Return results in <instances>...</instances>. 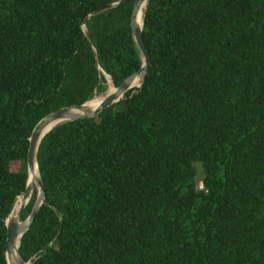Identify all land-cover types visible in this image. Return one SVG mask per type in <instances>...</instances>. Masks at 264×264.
Instances as JSON below:
<instances>
[{
    "label": "trees",
    "instance_id": "16d2710c",
    "mask_svg": "<svg viewBox=\"0 0 264 264\" xmlns=\"http://www.w3.org/2000/svg\"><path fill=\"white\" fill-rule=\"evenodd\" d=\"M118 1L0 0V264L35 125L99 97L105 76L118 87L141 69L130 26L138 0L85 22L93 46L84 35L85 18ZM142 39L141 88L42 138L45 200L20 257L264 264V0H149Z\"/></svg>",
    "mask_w": 264,
    "mask_h": 264
},
{
    "label": "water",
    "instance_id": "95a60500",
    "mask_svg": "<svg viewBox=\"0 0 264 264\" xmlns=\"http://www.w3.org/2000/svg\"><path fill=\"white\" fill-rule=\"evenodd\" d=\"M124 0H119L117 3L113 4H108L102 8H99L89 14L84 22H83V32L85 37L87 38L88 42L93 46L91 37L88 33V31L84 28L85 22L92 16L98 15L104 11H107L118 4L122 3ZM149 0H138L132 14L131 18V32H132V38L135 43V46L139 52V56L142 61V66L141 69L132 75L131 77L125 79L118 87H115L111 80L108 79L107 76L106 79L107 81L109 80L111 86L114 88L113 92L107 93L99 102L98 105L92 110L85 109V105L92 101H87L83 103L80 106H74V107H67V108H62L59 109L55 112L50 113L49 115L45 116L42 118L34 127L32 130V133L30 135L29 141H28V148H27V155H26V169H27V182H26V187L23 193H21L18 197H24L27 195L28 199L26 202H24L23 205H21L16 213L15 217L11 216V212L14 206V203L18 197H16L10 214L6 218V230H7V238H6V245L4 249V256L6 260V264H29L23 261V259L20 257L18 253V246L20 243V239L23 236V234L29 229L37 211L39 210L40 206L43 204L45 200V192L43 188L42 181L39 177L35 178L34 177V171L35 167L37 169V162H36V154H37V149L38 146L42 140V138L53 128L69 123V122H74L80 119H93L96 118L104 109L107 107H110L117 101L123 98V95L132 88V83L133 79L136 77H141L142 81L141 84L136 87V88H141L143 80L145 78V75L147 73V69L149 66V56L147 53V49L144 45L143 39H142V25L141 27H138V12L140 6L145 2V8H144V13L147 7ZM143 13V15H144ZM95 57L97 56L96 52L94 51ZM107 83V82H106ZM38 172V170H37ZM35 186L37 195L36 199L34 201V204L32 206L31 212L29 216L24 220L20 221V214L25 207L26 203L28 202L31 193H32V188ZM18 240V246H17V257L14 259H11L12 251L15 246V242Z\"/></svg>",
    "mask_w": 264,
    "mask_h": 264
},
{
    "label": "bare ground",
    "instance_id": "6f19581e",
    "mask_svg": "<svg viewBox=\"0 0 264 264\" xmlns=\"http://www.w3.org/2000/svg\"><path fill=\"white\" fill-rule=\"evenodd\" d=\"M144 8H145V2L140 6V8H139V12H138V20H137V23H138V27H141V25H142V17H143V13H144ZM141 81H142V79H141V77L139 76V77H136L135 79H133V83H132V87H135V86H139L140 84H141ZM114 91V88L111 86V84H110V82H109V85H108V89H107V91H106V93L105 94H103L102 96H99V97H96L95 99L93 98V100L90 102V103H87L86 105H85V109H89V110H92V109H94L95 107H96V105H98L99 104V102L101 101V99L107 94V93H110V92H113ZM36 168V167H35ZM37 170V169H36ZM34 177L35 178H37V175H36V172L34 171ZM34 188H35V186H34ZM36 189V188H35ZM18 198H20V199H23V197H18ZM17 198V199H18ZM16 199V200H17ZM20 199H18L17 201H15V204L20 200ZM27 199H28V197L25 199V202L27 201ZM14 204V205H15ZM23 205V204H22ZM19 207L20 206H17L15 209H19ZM18 209H17V211H18ZM17 211H16V213H17ZM16 213H14V210L12 209V212H11V216L12 217H15L16 216ZM17 246H18V240H16V242H15V246H14V248H13V251H12V255H11V259H14V258H16L17 257V255H16V253H17Z\"/></svg>",
    "mask_w": 264,
    "mask_h": 264
},
{
    "label": "rangeland",
    "instance_id": "374dc122",
    "mask_svg": "<svg viewBox=\"0 0 264 264\" xmlns=\"http://www.w3.org/2000/svg\"><path fill=\"white\" fill-rule=\"evenodd\" d=\"M108 85H109V80H108L107 83H106V88H107V89H108ZM107 89H106V91H107ZM106 91H105L103 94H105ZM103 94H101V95H103ZM101 95H99V96H101ZM196 168H197V171H198V175H197V183H198V187L200 188V187H201L202 171H201V167H200L198 164H196ZM21 200L23 201V204H24L25 199L23 198V199H20L19 201H21ZM19 201H18V202H19ZM18 202H17V203H18ZM17 203L13 206L14 213H16V211H17V209H18V208L15 209Z\"/></svg>",
    "mask_w": 264,
    "mask_h": 264
}]
</instances>
